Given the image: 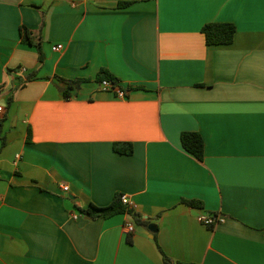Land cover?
<instances>
[{"label": "crops", "instance_id": "1", "mask_svg": "<svg viewBox=\"0 0 264 264\" xmlns=\"http://www.w3.org/2000/svg\"><path fill=\"white\" fill-rule=\"evenodd\" d=\"M210 21L232 42L207 44ZM57 76L83 81L64 97ZM0 106V264H164L154 233L175 260L264 264V0H0ZM116 193L157 230L81 212Z\"/></svg>", "mask_w": 264, "mask_h": 264}, {"label": "trees", "instance_id": "2", "mask_svg": "<svg viewBox=\"0 0 264 264\" xmlns=\"http://www.w3.org/2000/svg\"><path fill=\"white\" fill-rule=\"evenodd\" d=\"M123 4H128V2H124ZM235 31H236V26L233 22L210 21L204 23L201 27V32L204 34L205 42L209 45L231 43ZM21 35L23 42L35 45V47L39 52V62H42L43 57L41 53L40 41L35 40L34 36L31 34L30 30L27 27H21ZM35 75H36V71L33 70L27 72L24 75V77H20V76L16 77L15 82L13 83V86L11 88L12 92L7 98V104H9L13 100V95H12L13 92L16 89L23 87L27 83V81L34 78ZM55 79L61 82V91L64 97H69L74 90L79 88L80 82L83 81L82 78L66 79L58 76ZM102 79H108L109 81H111V83H118V78L105 68H102L96 76V80L100 81ZM180 140L185 150L193 154L198 159L203 158L204 141L202 135L199 132L183 131L180 135ZM114 148L119 152H123L127 154L132 152V146L130 143H128L126 146H123L122 144H116ZM120 195L121 193H116L113 196L111 202L106 205L99 206V205H95L94 203H90L86 208H81L80 210L85 215H89L92 217H104V218L110 217L118 213H128L131 215L132 222L135 225L136 224L141 226L145 225L147 222L144 219H141V217L133 211L132 207H128L126 204H124L120 199ZM182 200L189 205L201 204L200 201L194 199L183 198ZM209 226H213V224H210ZM153 236L164 264H196L194 262H183L172 259L162 250V248L157 243L155 233L153 234Z\"/></svg>", "mask_w": 264, "mask_h": 264}, {"label": "built area", "instance_id": "3", "mask_svg": "<svg viewBox=\"0 0 264 264\" xmlns=\"http://www.w3.org/2000/svg\"><path fill=\"white\" fill-rule=\"evenodd\" d=\"M62 47L61 43L56 44L55 49H60ZM100 88L102 90H111L113 91L117 96L120 97H125L126 96V91L125 89H123L119 83H111V81H109L108 79H102L99 82ZM3 111V107L0 106V113ZM16 158L19 157L18 154L15 155ZM62 189L63 190H67L68 186L62 185ZM120 199L121 201L126 204L128 207H132V201L129 199V197L126 194H121L120 195ZM77 215H73V217H76ZM220 219L219 215H203L201 216V221L206 224V225H210V224H215L218 220ZM125 230L131 232V231H135L136 225L132 222V221H127L125 222Z\"/></svg>", "mask_w": 264, "mask_h": 264}, {"label": "water", "instance_id": "4", "mask_svg": "<svg viewBox=\"0 0 264 264\" xmlns=\"http://www.w3.org/2000/svg\"><path fill=\"white\" fill-rule=\"evenodd\" d=\"M137 232L141 233H148V232H155L157 230L156 224L153 222H150L146 225V227L143 226H137L135 228Z\"/></svg>", "mask_w": 264, "mask_h": 264}]
</instances>
